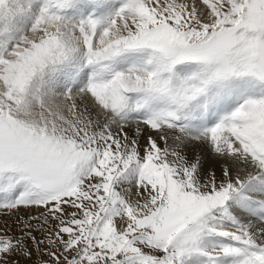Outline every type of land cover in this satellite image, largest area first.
<instances>
[{
	"label": "snow or ice",
	"instance_id": "6c2138e0",
	"mask_svg": "<svg viewBox=\"0 0 264 264\" xmlns=\"http://www.w3.org/2000/svg\"><path fill=\"white\" fill-rule=\"evenodd\" d=\"M0 217V264H264V0H0Z\"/></svg>",
	"mask_w": 264,
	"mask_h": 264
},
{
	"label": "rangeland",
	"instance_id": "374dc122",
	"mask_svg": "<svg viewBox=\"0 0 264 264\" xmlns=\"http://www.w3.org/2000/svg\"><path fill=\"white\" fill-rule=\"evenodd\" d=\"M0 219H7V217H0ZM14 227V226H13Z\"/></svg>",
	"mask_w": 264,
	"mask_h": 264
}]
</instances>
